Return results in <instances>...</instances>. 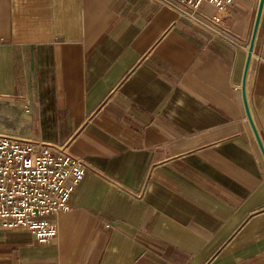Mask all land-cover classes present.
Segmentation results:
<instances>
[{
  "label": "crops",
  "instance_id": "crops-1",
  "mask_svg": "<svg viewBox=\"0 0 264 264\" xmlns=\"http://www.w3.org/2000/svg\"><path fill=\"white\" fill-rule=\"evenodd\" d=\"M227 23L233 40L154 0H0V130L89 165L57 237L0 228V264H264V0Z\"/></svg>",
  "mask_w": 264,
  "mask_h": 264
},
{
  "label": "built area",
  "instance_id": "built-area-1",
  "mask_svg": "<svg viewBox=\"0 0 264 264\" xmlns=\"http://www.w3.org/2000/svg\"><path fill=\"white\" fill-rule=\"evenodd\" d=\"M154 1L229 40L237 35L227 23L235 0ZM203 3L215 10L208 13ZM255 56L264 61V43ZM88 167L65 145L0 130V228L28 230L37 243L52 242L59 231L56 217L70 208V196Z\"/></svg>",
  "mask_w": 264,
  "mask_h": 264
},
{
  "label": "water",
  "instance_id": "water-1",
  "mask_svg": "<svg viewBox=\"0 0 264 264\" xmlns=\"http://www.w3.org/2000/svg\"><path fill=\"white\" fill-rule=\"evenodd\" d=\"M262 3H263V0H259V12L261 11ZM251 52H252V41L249 43V46H248V55L249 56H251Z\"/></svg>",
  "mask_w": 264,
  "mask_h": 264
},
{
  "label": "rangeland",
  "instance_id": "rangeland-1",
  "mask_svg": "<svg viewBox=\"0 0 264 264\" xmlns=\"http://www.w3.org/2000/svg\"><path fill=\"white\" fill-rule=\"evenodd\" d=\"M203 6L206 7V5L204 3L202 4V8H203ZM206 8H208V7H206ZM204 10L208 11V9H204Z\"/></svg>",
  "mask_w": 264,
  "mask_h": 264
}]
</instances>
